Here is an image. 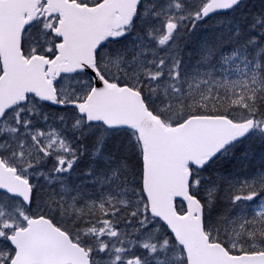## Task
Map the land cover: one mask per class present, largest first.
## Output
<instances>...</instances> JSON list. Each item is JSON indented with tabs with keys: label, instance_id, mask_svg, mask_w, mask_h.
Masks as SVG:
<instances>
[{
	"label": "snow or ice",
	"instance_id": "6c2138e0",
	"mask_svg": "<svg viewBox=\"0 0 264 264\" xmlns=\"http://www.w3.org/2000/svg\"><path fill=\"white\" fill-rule=\"evenodd\" d=\"M0 264H264V0H0Z\"/></svg>",
	"mask_w": 264,
	"mask_h": 264
}]
</instances>
